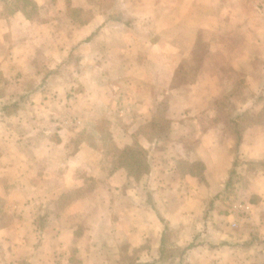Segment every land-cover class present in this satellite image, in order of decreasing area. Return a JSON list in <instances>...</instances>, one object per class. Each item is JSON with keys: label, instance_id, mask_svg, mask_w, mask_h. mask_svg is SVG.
Segmentation results:
<instances>
[{"label": "crops", "instance_id": "obj_1", "mask_svg": "<svg viewBox=\"0 0 264 264\" xmlns=\"http://www.w3.org/2000/svg\"><path fill=\"white\" fill-rule=\"evenodd\" d=\"M31 1L0 0V264H264V0ZM201 38L207 69L174 85ZM74 97L133 129L167 109L169 136L114 139L148 173L74 147Z\"/></svg>", "mask_w": 264, "mask_h": 264}, {"label": "rangeland", "instance_id": "obj_2", "mask_svg": "<svg viewBox=\"0 0 264 264\" xmlns=\"http://www.w3.org/2000/svg\"><path fill=\"white\" fill-rule=\"evenodd\" d=\"M100 1H101V5H105V6L113 3V0H100ZM205 38L198 39L197 48H195L192 53H188V55H191V57L187 55V57L184 60V63H182V65L180 66L178 70L180 78L178 81L175 82L174 85H181L182 88L188 89L190 88L192 83L193 84L195 83L196 85L197 81H195L194 78L197 77V74L201 75V70L203 68L205 70L207 69V67L205 66L207 64L206 57L208 53V49H207L208 46L206 40H204ZM228 41L230 46L235 45L237 42L235 36H230L228 38ZM214 55L216 57H223V55L219 51H215ZM216 60L217 59H215L216 65H218V62ZM220 68L222 71L227 70V67L222 68L220 66ZM229 70H233L232 67L229 68ZM0 77L2 79L4 75L2 74L0 75ZM1 79H0V90H2L3 87L7 85V83H9L7 82V80L2 81ZM206 80L202 82L203 85L209 84V81ZM170 86L173 87V85L171 84L168 86L169 90H170ZM105 87L108 89L106 93H109L110 86L106 84ZM194 92L199 93L197 89H194ZM185 93L184 96L176 97L175 100L179 101L185 99L186 97ZM76 99L77 97H74L70 100L71 103L67 105V108L69 107L70 110L66 109L65 111L66 113L68 112L75 114L76 112H78L81 106H87V107H84V109L82 110V114H83L82 117L84 118L83 125L79 127L78 130L77 129L71 130V132L72 131L74 132L72 138L74 140L73 142L74 147L76 146L77 141L79 142V140L88 141L89 143H92L91 147H100V149H102L105 153L110 154L116 158L118 152L124 148L123 147L124 145H120V146L115 145L114 143L115 138L122 137L123 139H126L128 137L130 138L135 137L137 139L140 135H145L147 137L149 135L150 137L153 138L152 134L157 132L158 130V128H155L153 130L152 128L153 126L149 124H145L143 125V128L141 127L139 129H133L131 128V125L128 127L127 125L130 124L129 121L131 120L129 119L131 112L128 111V113L124 115L117 114L116 112L113 111L112 107L114 106V103L109 101L110 98L107 99L106 97H104L103 99L106 102L100 104L99 103L91 104L89 102L85 104H80V107L79 105L77 106L78 108L75 107ZM237 100L238 98H236L233 104H237ZM225 101L227 102V99L225 100V98L223 97L220 100L216 101L215 103H218L217 106L219 107L221 105H227ZM11 102H13V100H11ZM2 103L3 101L0 103V106H2L1 105ZM205 103H207V101ZM159 109H162V111L157 112L155 114L156 116L152 118L153 121L152 120L151 121L153 123H156L157 127L159 125H162L163 133L161 136H169L171 133V122L168 119L170 118L169 112H167V109H165V107L164 108L160 107ZM224 114L223 116H225ZM247 117H249V115H247Z\"/></svg>", "mask_w": 264, "mask_h": 264}, {"label": "trees", "instance_id": "obj_3", "mask_svg": "<svg viewBox=\"0 0 264 264\" xmlns=\"http://www.w3.org/2000/svg\"><path fill=\"white\" fill-rule=\"evenodd\" d=\"M17 8L26 12L29 6L34 7L35 4L31 0H18L15 4ZM12 7H9V9ZM1 79V77H0ZM153 130L158 128L157 132L153 133V137L162 135V125L157 127L156 123L152 124ZM160 128V129H159ZM148 137H150L148 135ZM152 138V137H150ZM117 167L124 168L129 172V175L133 176L135 179H140L144 174L149 171V164L147 162V151L139 146L137 143L132 146H126L120 150L117 154ZM42 227V224L39 225Z\"/></svg>", "mask_w": 264, "mask_h": 264}, {"label": "built area", "instance_id": "obj_4", "mask_svg": "<svg viewBox=\"0 0 264 264\" xmlns=\"http://www.w3.org/2000/svg\"><path fill=\"white\" fill-rule=\"evenodd\" d=\"M236 211H238L240 214L246 215L248 212V208H245V206L241 204L236 207Z\"/></svg>", "mask_w": 264, "mask_h": 264}]
</instances>
